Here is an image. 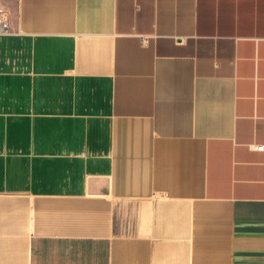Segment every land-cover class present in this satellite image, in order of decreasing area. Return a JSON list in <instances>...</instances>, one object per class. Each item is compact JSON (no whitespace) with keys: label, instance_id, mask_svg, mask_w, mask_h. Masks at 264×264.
<instances>
[{"label":"crops","instance_id":"0c3cea01","mask_svg":"<svg viewBox=\"0 0 264 264\" xmlns=\"http://www.w3.org/2000/svg\"><path fill=\"white\" fill-rule=\"evenodd\" d=\"M0 5V264H264V0Z\"/></svg>","mask_w":264,"mask_h":264},{"label":"built area","instance_id":"2783aa9c","mask_svg":"<svg viewBox=\"0 0 264 264\" xmlns=\"http://www.w3.org/2000/svg\"><path fill=\"white\" fill-rule=\"evenodd\" d=\"M11 23L6 10L0 5V34L11 32ZM145 40V39H143ZM257 150H264V143L254 145Z\"/></svg>","mask_w":264,"mask_h":264}]
</instances>
